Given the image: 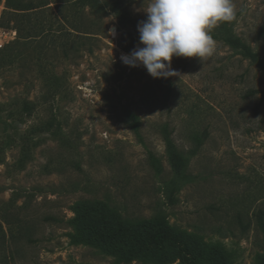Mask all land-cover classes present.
I'll return each instance as SVG.
<instances>
[{
	"label": "rangeland",
	"instance_id": "rangeland-1",
	"mask_svg": "<svg viewBox=\"0 0 264 264\" xmlns=\"http://www.w3.org/2000/svg\"><path fill=\"white\" fill-rule=\"evenodd\" d=\"M149 3L131 0V22H94L76 57L48 11L36 49L57 52L0 68V264H264V0H232L214 54L173 57L167 79L120 60L142 47ZM15 38L0 28V52ZM163 129L194 179L172 199ZM159 212L178 244L134 256Z\"/></svg>",
	"mask_w": 264,
	"mask_h": 264
},
{
	"label": "trees",
	"instance_id": "trees-1",
	"mask_svg": "<svg viewBox=\"0 0 264 264\" xmlns=\"http://www.w3.org/2000/svg\"><path fill=\"white\" fill-rule=\"evenodd\" d=\"M130 3L131 0H5V9L0 16V28L14 30L16 38L12 44L0 52V68L15 60L27 62L36 68V58L38 60L43 59L48 50L57 52L53 40L48 47L41 45L36 49L39 43L37 40L44 39L51 29V23H54V17L48 11H54L55 17L63 21L69 28L67 42L61 47L66 56H68V50L74 49V57H76L81 48L86 45L85 42L93 39L92 36L86 35H96L92 33L94 31L91 30V26H94L95 22V25L100 27V22L106 14L114 15L122 22H131ZM50 5H54L53 8ZM46 14L49 16V25H46L45 19L48 17ZM225 26L226 22L220 23L221 32L224 35L226 34ZM88 52L92 53L90 48ZM48 81L49 77L47 78ZM250 94L251 92L248 93V95ZM22 106L25 113H31L36 107L35 103L28 101H24ZM163 136L166 144L167 161L172 172V178L166 183V193L168 198L172 199L185 184L193 182L194 179L185 174L188 158L177 150L166 129H163ZM151 163L154 169H157L154 157L151 158ZM261 215L259 216L260 226L264 232ZM87 240L105 242L109 240V237L102 235ZM131 241L134 242L132 251L134 256L148 251H160L168 244H178L171 233L165 216L160 212L154 216L148 233L144 236L131 237Z\"/></svg>",
	"mask_w": 264,
	"mask_h": 264
},
{
	"label": "clouds",
	"instance_id": "clouds-1",
	"mask_svg": "<svg viewBox=\"0 0 264 264\" xmlns=\"http://www.w3.org/2000/svg\"><path fill=\"white\" fill-rule=\"evenodd\" d=\"M144 11L147 19L137 25L142 47L122 54L120 60L131 68L143 66L154 79L180 75L171 66L173 57L212 56V29L236 18L232 0H150ZM108 34L115 36V29Z\"/></svg>",
	"mask_w": 264,
	"mask_h": 264
},
{
	"label": "built area",
	"instance_id": "built-area-1",
	"mask_svg": "<svg viewBox=\"0 0 264 264\" xmlns=\"http://www.w3.org/2000/svg\"><path fill=\"white\" fill-rule=\"evenodd\" d=\"M0 48H2V43H0Z\"/></svg>",
	"mask_w": 264,
	"mask_h": 264
}]
</instances>
